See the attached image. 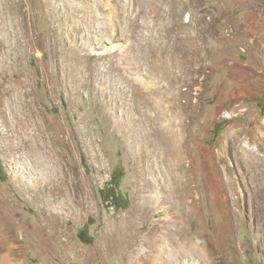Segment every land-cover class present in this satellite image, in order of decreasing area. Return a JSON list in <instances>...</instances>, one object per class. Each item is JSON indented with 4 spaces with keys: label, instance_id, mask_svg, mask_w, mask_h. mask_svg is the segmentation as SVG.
I'll return each mask as SVG.
<instances>
[{
    "label": "rangeland",
    "instance_id": "1",
    "mask_svg": "<svg viewBox=\"0 0 264 264\" xmlns=\"http://www.w3.org/2000/svg\"><path fill=\"white\" fill-rule=\"evenodd\" d=\"M0 213L10 264H264V0H0Z\"/></svg>",
    "mask_w": 264,
    "mask_h": 264
},
{
    "label": "bare ground",
    "instance_id": "2",
    "mask_svg": "<svg viewBox=\"0 0 264 264\" xmlns=\"http://www.w3.org/2000/svg\"><path fill=\"white\" fill-rule=\"evenodd\" d=\"M24 86H25V84L20 82V81H18L16 78L13 81L10 78L8 85L7 86L4 85V87H3V92L9 93V96H10V105H11L10 108H11V112H12L10 115H12V117L9 120V122H10L11 126L13 125L14 127H17L19 129H23L22 127L27 126V125L29 127V126H32V125H37L38 126V125L41 124L40 123L39 114L37 113V110L34 108V106L32 104V101L23 100V97L21 96L22 94H24V96H25V92H22V90H21ZM24 108L28 109V114L26 113L27 114V119L25 118V115H24L25 114V109ZM183 122L184 121H182V123ZM28 137L27 136L24 137L17 148H19V149L20 148H23V149L26 148L29 151H31L32 153H34V155L36 156L35 158H36V161L38 163V166L40 167L39 171H40L41 177H42L44 172H45V169H47L46 167L48 165L46 156H44L45 143H43L42 141L40 142L39 141V137H38V141L36 139H34L35 140L34 141V140H32V139H30ZM251 148L253 149L252 146H251ZM254 157H256V156H254ZM27 167L25 166V168H27ZM27 169H29V167ZM56 170H57V168H54V167L52 168V171H56ZM25 172H27L26 169H25ZM149 183H151V182H149ZM157 188H158V186H157ZM156 193L157 192L155 191L154 194L147 195L146 203H150L152 201L155 202L157 199L160 200V201H165L166 200V197L158 196ZM157 203H159V202H157ZM1 216H0V233H1L2 228H4L5 230L7 229L8 231H10V229L5 225L4 220H3V218ZM166 230H167V232H163L159 228H156L155 235L153 234V237H154L153 242L157 244V243H159L160 241L163 240V243H164V238H166V235L170 236L168 238V240H169L168 244H170L171 242H174V237H172V234H173L172 230L169 229V227L168 228L166 227ZM182 234H184V232H181V235ZM157 237L158 238L160 237V238L157 239ZM181 237L185 238L186 236L182 235ZM1 245H3V244H0V249H1ZM3 247H5L6 249L10 250V246H9V244L7 242L4 243ZM177 247H179V250H180L179 254H182V253H184V254L186 253L187 254L186 251H188V253H191V254H196V253L198 254V252H197L198 248L196 246H193L192 244H189V243H187V244H185V243L184 244H182V243L178 244L177 243ZM171 251L172 250L169 251V253H168L169 255H171L170 254ZM211 254H214V253H211ZM8 255H9V253H3L2 254V257H0L1 258L0 259V263L1 264H10V262L8 261V258H9ZM212 264H213V262H212Z\"/></svg>",
    "mask_w": 264,
    "mask_h": 264
}]
</instances>
